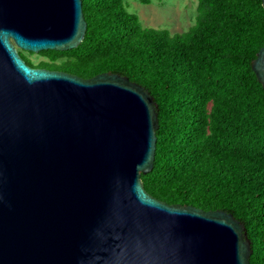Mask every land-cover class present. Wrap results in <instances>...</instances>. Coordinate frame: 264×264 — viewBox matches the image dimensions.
Here are the masks:
<instances>
[{
    "label": "water",
    "instance_id": "95a60500",
    "mask_svg": "<svg viewBox=\"0 0 264 264\" xmlns=\"http://www.w3.org/2000/svg\"><path fill=\"white\" fill-rule=\"evenodd\" d=\"M86 32L82 0H0V264H250L232 213L145 189L160 126L148 90L19 52L69 51ZM252 70L264 88V45Z\"/></svg>",
    "mask_w": 264,
    "mask_h": 264
},
{
    "label": "trees",
    "instance_id": "16d2710c",
    "mask_svg": "<svg viewBox=\"0 0 264 264\" xmlns=\"http://www.w3.org/2000/svg\"><path fill=\"white\" fill-rule=\"evenodd\" d=\"M82 1L87 32L77 48L22 58L83 78L118 73L148 90L160 126L145 189L232 213L251 241L250 264H264V88L252 70L264 45L262 0H198L195 22L176 34L143 27L124 0Z\"/></svg>",
    "mask_w": 264,
    "mask_h": 264
},
{
    "label": "rangeland",
    "instance_id": "374dc122",
    "mask_svg": "<svg viewBox=\"0 0 264 264\" xmlns=\"http://www.w3.org/2000/svg\"><path fill=\"white\" fill-rule=\"evenodd\" d=\"M124 1L128 11L140 18L143 27L167 29L172 34L187 31L197 14L198 0H162L150 4ZM30 57L35 61L43 59L39 53H32Z\"/></svg>",
    "mask_w": 264,
    "mask_h": 264
}]
</instances>
